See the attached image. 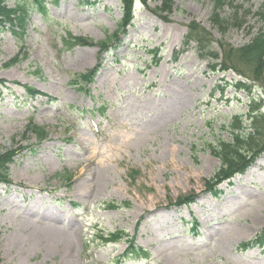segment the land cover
<instances>
[{
  "label": "rangeland",
  "instance_id": "obj_1",
  "mask_svg": "<svg viewBox=\"0 0 264 264\" xmlns=\"http://www.w3.org/2000/svg\"><path fill=\"white\" fill-rule=\"evenodd\" d=\"M263 4L225 3L219 28L212 0H132L126 23L124 0H49L22 31L0 27V148L17 154L0 182V264H264V152L219 179L208 145L230 142L235 115L250 132L256 97L264 147V65L239 52L264 33ZM33 216L75 249L31 241L47 231Z\"/></svg>",
  "mask_w": 264,
  "mask_h": 264
},
{
  "label": "trees",
  "instance_id": "obj_2",
  "mask_svg": "<svg viewBox=\"0 0 264 264\" xmlns=\"http://www.w3.org/2000/svg\"><path fill=\"white\" fill-rule=\"evenodd\" d=\"M11 1H14V5L10 6L9 3ZM145 1V0H143ZM235 0H212L214 3V11L213 15L211 16V19L215 24L218 25L220 28H228L230 26L228 20H224L220 17L218 11L221 9L225 3H234ZM49 0H0V27H10L12 29L18 28L20 31L22 29H25L27 26V20L29 11L28 9L33 7L39 10H42L44 12H47ZM56 2V0H54ZM32 3L34 5H32ZM124 3H127V12L126 17L124 20V23L128 22V20L131 19V9H132V0H124ZM260 15L264 18V4L259 8ZM238 16L236 15L235 18ZM122 31L121 27H119L118 32L116 33V36ZM186 39L189 38V33L187 36H185ZM81 39V38H79ZM111 40V39H110ZM110 40L108 41H100V45L106 46L107 43H110ZM67 41V39H66ZM86 42H88L86 40ZM239 52L244 56L242 57L243 60H246V63H256L257 66H260V64L264 65V33H260L257 37H255L251 44H249L247 47L241 49ZM248 54V56H245L244 54ZM17 62V59H13L11 62L9 61L6 66L15 64ZM226 69L229 68V66H224ZM215 68V67H214ZM262 73V72H261ZM82 78L85 80H89L91 78V74H85L81 75ZM2 86L0 82V87ZM237 89H244L247 88L252 93L251 87L248 88L246 83H243L241 81L236 83ZM28 92L31 91L34 93L35 91L33 88L29 89L27 88ZM250 103L251 112L249 114H246L247 119L246 121L250 122V132L246 129L244 126L245 122L243 120V116H236L233 120L234 123L228 124L224 126V129H227L232 136V139L230 142L226 141H220L219 144L213 145L212 143H209V148L211 149V153L213 156H216L220 161V169L217 172V177L219 179H230L234 174L243 173L245 172L251 164H253L256 157L260 156L261 153L264 152V147H260L258 143H256L255 139V130L259 132V129H256L253 126V122L258 117V113L261 111L258 107H253L255 102L257 101L256 97H253ZM235 121L239 123V125L235 124ZM253 126V128H252ZM28 131L34 132L39 139V141H42L45 137V131H43L42 128L30 126ZM255 129V130H254ZM252 131V132H251ZM260 133V132H259ZM16 152L12 149L10 150H3L0 148V182L6 181L10 166L14 162ZM259 242H264V236L259 237Z\"/></svg>",
  "mask_w": 264,
  "mask_h": 264
},
{
  "label": "bare ground",
  "instance_id": "obj_3",
  "mask_svg": "<svg viewBox=\"0 0 264 264\" xmlns=\"http://www.w3.org/2000/svg\"><path fill=\"white\" fill-rule=\"evenodd\" d=\"M116 147V146H115ZM101 153H99L98 151H93L92 153L89 154L87 160V164L85 166V168L81 171V175L79 176V178L76 181V192L79 193V190H90V188H92L93 184H90L92 182L88 184H86V182H84L83 184L81 182L78 183L79 180H86L87 178H93L95 179L96 177H91L89 175H87L88 169L91 165H97L98 163V158L100 157ZM99 164V163H98ZM98 166V165H97ZM30 214V213H29ZM52 220H62V218H60V216H52L51 218ZM29 220L32 221L31 224L33 225H37L38 223L41 224L44 230L47 231H40L39 228H35L34 230H32V232L30 233V240L34 241V242H43L44 244H46L48 247H54L58 244L59 241L64 242L62 245L65 248V250H73L75 249V242L74 240L69 241L67 238L65 239V236H67V232L64 229H57L56 227L52 226L50 227L48 224H43L41 223V221L39 219L36 218V216H33L32 218L29 217ZM48 225V226H47ZM61 234L58 235V234ZM137 237H134V239H136ZM68 258L66 259L69 262H71V257L72 255L67 256Z\"/></svg>",
  "mask_w": 264,
  "mask_h": 264
}]
</instances>
